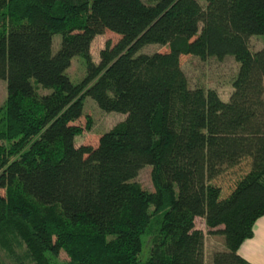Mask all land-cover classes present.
<instances>
[{
    "label": "trees",
    "instance_id": "obj_1",
    "mask_svg": "<svg viewBox=\"0 0 264 264\" xmlns=\"http://www.w3.org/2000/svg\"><path fill=\"white\" fill-rule=\"evenodd\" d=\"M105 30L118 38L95 62ZM250 35L264 36V0H0V264H251L236 253L264 214V44ZM151 43L167 50L139 51ZM187 54L234 58L226 100L188 86ZM84 96L124 114L94 146L75 145ZM240 156L222 193L207 179ZM146 165L151 190L134 180ZM196 217L223 237L207 263Z\"/></svg>",
    "mask_w": 264,
    "mask_h": 264
},
{
    "label": "rangeland",
    "instance_id": "obj_2",
    "mask_svg": "<svg viewBox=\"0 0 264 264\" xmlns=\"http://www.w3.org/2000/svg\"><path fill=\"white\" fill-rule=\"evenodd\" d=\"M117 38L118 36L116 34L108 30H105L102 34L96 35L92 39L89 47L92 60L95 62L98 60V50L103 47L105 41L112 44ZM59 42L60 35L53 34L51 38V52H54L58 48ZM263 44V35H250L248 37V47L251 51L258 50ZM165 50H167L166 45L151 43L143 46L139 51L151 53ZM179 66L186 76L189 87H201L203 89L212 88L222 100L227 99L231 91L230 82L237 69V62L231 55H225L220 59L215 57L200 59L194 55H180ZM65 73L72 83L80 81L85 74V62L83 58L79 55L72 56L69 65L65 69ZM262 84L264 87V76L262 78ZM43 92H45V90H43ZM4 97L5 82L3 79H0V106L3 103ZM87 118L90 120L89 128L83 130L80 135L75 137V145H96L98 136L110 129L115 123L123 120L124 114L113 111H102L97 107L92 98L84 96L82 99L81 114L75 119L74 123L83 126ZM248 162V158L245 156H240L236 159L225 158L222 164L216 169L214 175L207 180L210 183L218 185L222 193H226L235 180L247 170ZM149 172L150 167L146 165L141 167L134 177V180L146 190L152 189ZM220 197H223V194L220 193ZM194 224L196 228H199L203 232V262L207 263L210 261L213 251L224 249L222 242L223 237L221 234L208 233L201 217H197ZM137 255L140 259L148 255V247L144 236L141 237V247ZM64 258H66L64 253H60L58 259L61 260Z\"/></svg>",
    "mask_w": 264,
    "mask_h": 264
},
{
    "label": "crops",
    "instance_id": "obj_3",
    "mask_svg": "<svg viewBox=\"0 0 264 264\" xmlns=\"http://www.w3.org/2000/svg\"><path fill=\"white\" fill-rule=\"evenodd\" d=\"M236 253L251 264H264V214L254 221L251 236L238 245Z\"/></svg>",
    "mask_w": 264,
    "mask_h": 264
}]
</instances>
